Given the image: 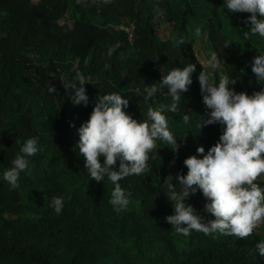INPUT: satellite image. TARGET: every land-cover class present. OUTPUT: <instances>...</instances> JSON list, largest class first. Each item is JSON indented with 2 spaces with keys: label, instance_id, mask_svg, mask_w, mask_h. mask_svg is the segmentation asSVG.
<instances>
[{
  "label": "trees",
  "instance_id": "1",
  "mask_svg": "<svg viewBox=\"0 0 264 264\" xmlns=\"http://www.w3.org/2000/svg\"><path fill=\"white\" fill-rule=\"evenodd\" d=\"M222 7L223 0H0V174L27 138L38 137L42 148L29 158L18 188L10 190L0 179V264H264L256 231L247 238L195 231L185 237L164 219L174 212L165 181L186 174L185 158L202 155L198 146L206 153L222 132L219 124L198 128L209 110L198 81L205 68L195 54V30L206 33L218 54L216 82L228 75L237 79V92L249 95L264 88L252 72L264 38L244 39L250 13H241L224 35ZM162 25L169 29L166 38L157 32ZM176 34L186 40L182 47L172 43ZM189 63L196 64L193 83L174 111L166 88L145 100L146 85L158 84L162 68ZM77 72L92 82L85 85L87 106L74 105L64 87ZM114 92L129 99L127 111L138 121L148 119L149 107L167 105L180 145L174 151L157 141L151 170L119 182L131 192L119 214L108 203L114 185L107 177L90 179L76 149L77 129L96 99ZM185 113L191 115L188 125ZM257 183L264 186V178ZM53 196L65 201L59 215L50 206ZM206 202L200 191L188 200L214 219L204 212Z\"/></svg>",
  "mask_w": 264,
  "mask_h": 264
},
{
  "label": "clouds",
  "instance_id": "2",
  "mask_svg": "<svg viewBox=\"0 0 264 264\" xmlns=\"http://www.w3.org/2000/svg\"><path fill=\"white\" fill-rule=\"evenodd\" d=\"M99 2L108 4L111 0ZM223 5L231 13H250L246 21L250 22V27L242 31L245 40L257 35L264 38V0H224ZM195 35H200L199 28L195 30ZM185 42L182 34H176L172 40L175 47H182ZM112 54L110 47L107 55ZM206 63L216 68L218 54L211 52ZM195 70L196 64L193 63L174 67L170 71L162 68L158 84L146 85L143 92L145 100H150L158 90L166 88L174 111L182 100V93L187 92L193 83ZM252 72L257 83L264 84V50H259L254 57ZM198 81L203 103L209 110L206 118L201 116L198 128L219 124L222 132L206 153L203 146H198L196 151L202 155L185 158L186 174H177L175 183L165 181L166 197L174 212L164 219L177 234L185 237L195 231L212 238L218 234L247 238L264 224V186L257 183L258 177L264 176V88L251 95L245 91L237 92L232 87L237 79L222 75L218 82L211 81L204 70L199 73ZM88 83L92 82L77 72L70 83L64 84L74 105H88L89 96L85 87ZM49 91L55 92L56 89L51 87ZM128 105L129 99L118 92L105 94L96 99L89 119L77 129L79 140L76 149L84 157V167L90 179L104 181L107 177L114 185L108 203L118 214L128 208L131 197V192L122 188L119 182L151 170L148 162L150 153L160 148L157 141L165 142L174 151L180 147L169 128L165 115L167 105L149 107L148 119L140 121L127 111ZM182 120L188 125L191 115L185 113ZM70 126L75 127L74 123ZM41 151L36 136L22 143L11 166L0 174V179L7 182L10 190L18 188L21 173L29 168V158ZM197 191L208 201L204 212L214 219H206L188 203L190 196ZM64 204V198L60 196H53L50 200V206L57 215L62 213ZM255 248L264 256V239L259 240Z\"/></svg>",
  "mask_w": 264,
  "mask_h": 264
},
{
  "label": "rangeland",
  "instance_id": "3",
  "mask_svg": "<svg viewBox=\"0 0 264 264\" xmlns=\"http://www.w3.org/2000/svg\"><path fill=\"white\" fill-rule=\"evenodd\" d=\"M223 4H224V0H223ZM220 15H221V31L224 35L229 37L231 26L232 24L240 20L241 13L228 12L225 6L223 5V7L220 10ZM168 31H169L168 26L166 27L162 25L157 28L158 34L163 38H166V36L168 35ZM129 36L131 37L132 35ZM194 50L196 57L204 66L205 71L209 74L210 80L215 81L214 72L220 70L221 65L218 61V66L216 68H211L206 63L207 59L209 58V54L211 52H215L211 43L207 38L206 33L200 32V35L197 36L196 42L194 44ZM260 178L263 179L264 176H261ZM255 231L258 233L261 239H264V224H261Z\"/></svg>",
  "mask_w": 264,
  "mask_h": 264
}]
</instances>
